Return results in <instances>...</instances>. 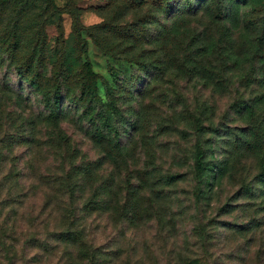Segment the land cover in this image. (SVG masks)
<instances>
[{
    "label": "rangeland",
    "instance_id": "obj_1",
    "mask_svg": "<svg viewBox=\"0 0 264 264\" xmlns=\"http://www.w3.org/2000/svg\"><path fill=\"white\" fill-rule=\"evenodd\" d=\"M251 16L264 0H0V264H264Z\"/></svg>",
    "mask_w": 264,
    "mask_h": 264
},
{
    "label": "trees",
    "instance_id": "obj_2",
    "mask_svg": "<svg viewBox=\"0 0 264 264\" xmlns=\"http://www.w3.org/2000/svg\"><path fill=\"white\" fill-rule=\"evenodd\" d=\"M248 23H250L251 26H253L254 28H259V32H260V36L257 37L255 39V43L258 47H263L264 46V18L263 19H260L259 20V25H258V22L256 20L255 17L251 16L248 20H247ZM27 74V73H25ZM25 74H22L24 80L28 81L29 83V86L33 89V90H37L40 92V81H39V76L38 75H35V76H32V77H28V75H25ZM97 81V75L95 73H93L90 69V65L88 63H85L84 64V67H83V73L81 75V80H80V84H81V97H80V102L82 104H84V107H92V100H91V97H93L92 95L94 94V85ZM264 82V81H262ZM58 93H59V90L56 89V92L54 94V102L52 103H47L45 108H46V111L48 112L49 114V120L51 123H55L59 117L62 115L61 112H58L57 111V108H58V104H59V98H58ZM262 96L261 98L255 100V103L258 104L260 102H262ZM241 110L242 112H245L249 109V107L247 105H245V101H243L241 103ZM116 147L114 146L113 149H109L107 150V153L109 155V160L117 165V160L116 159H112L111 155L112 153L115 151V152H118V156L119 158H121V160L124 161L125 157H126V154H127V151L124 149V147L122 145H120L119 143H116ZM116 148V150H115ZM111 154V155H110ZM264 155V153H263ZM194 170H195V175L196 177L199 179V181L201 182V180L206 176L207 174V165L203 162V159L202 157H199L198 160L195 162V165H194ZM11 177H7L5 176V178L1 179L0 180V195H1V191L4 187V183L7 182V179H10ZM165 179V178H164ZM174 180L173 177H168L166 178L165 180V184H172L174 183ZM22 194V191L18 192L16 195H15V198L13 200V202H16V200H18V198L21 196ZM1 198V197H0ZM3 200H7V199H3ZM0 201V207L6 203V202H3ZM103 201V199H102ZM1 212V211H0ZM4 223H0V232L3 234V237L6 236V231L3 229V225ZM70 232V231H68ZM68 236H70V233L68 234ZM3 237H2V240H3ZM11 247V246H10ZM11 249L8 248L5 250L6 253L10 252Z\"/></svg>",
    "mask_w": 264,
    "mask_h": 264
}]
</instances>
